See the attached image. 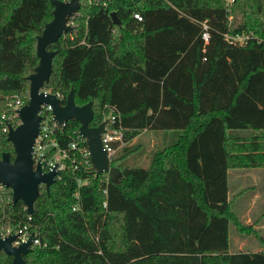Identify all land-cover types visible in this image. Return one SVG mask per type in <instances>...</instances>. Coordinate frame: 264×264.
Masks as SVG:
<instances>
[{
  "label": "trees",
  "instance_id": "16d2710c",
  "mask_svg": "<svg viewBox=\"0 0 264 264\" xmlns=\"http://www.w3.org/2000/svg\"><path fill=\"white\" fill-rule=\"evenodd\" d=\"M52 10L49 0H0V118L14 97L28 101L36 37ZM71 20L73 30L47 45L55 54L42 89L65 98L74 88L77 105L92 103L90 125L113 115L126 145L111 161L116 180L67 165L39 187L28 223L46 246H32L27 264H264V250L229 252L230 223L264 238L228 199L229 169L264 168V0L83 1ZM78 127L69 119L52 136L66 147ZM145 129L180 133L148 166L120 163ZM4 151L12 160L0 122ZM10 196L0 189L2 234L27 222ZM11 259L0 252V264Z\"/></svg>",
  "mask_w": 264,
  "mask_h": 264
},
{
  "label": "water",
  "instance_id": "95a60500",
  "mask_svg": "<svg viewBox=\"0 0 264 264\" xmlns=\"http://www.w3.org/2000/svg\"><path fill=\"white\" fill-rule=\"evenodd\" d=\"M49 2L53 6L52 18L45 23L41 33L36 37V54L39 59L34 71L27 76L28 101L18 110L20 123L15 127L9 125L7 130V140L12 144L14 157L11 160L8 151L2 152L0 156V185L11 189L12 202L21 200L27 214L33 212V203L39 193V187L44 186L48 190L56 181V165L49 171H42L40 161L34 164L32 156L34 140L39 132L41 121L39 111L42 104L51 106L53 119L59 124L72 118L79 122L78 132L85 138L96 174L108 172L112 180L120 176L119 168L111 166L102 145L101 134L105 131L107 119H103L96 126L90 125L94 115L91 101L77 105L74 101V88L69 90L64 99L56 97L51 92L42 91L43 83L49 79L55 54L54 50L47 49V45L73 30L68 18L77 13L80 7V0ZM110 17L114 24L121 25L115 11L110 12ZM16 236V233H10L0 237V252L11 255L12 264H27L24 255L32 249V233L24 242L13 245Z\"/></svg>",
  "mask_w": 264,
  "mask_h": 264
},
{
  "label": "built area",
  "instance_id": "2783aa9c",
  "mask_svg": "<svg viewBox=\"0 0 264 264\" xmlns=\"http://www.w3.org/2000/svg\"><path fill=\"white\" fill-rule=\"evenodd\" d=\"M83 1L87 3H105L107 0H80V5ZM78 13V11H77ZM75 13V14H77ZM73 14L68 18V23L72 25L73 23L71 18L75 15ZM133 16L140 20L141 17L138 13H134ZM204 28L206 26L204 25ZM202 37L207 40V32H203ZM245 39L244 35H238L234 37V40L243 42ZM45 93L50 92L48 90H43ZM52 93V92H51ZM56 97L64 99L63 96L59 93H53ZM24 103L18 98L14 97L13 101L8 102V112H4L1 115L0 122L3 124V131L7 132L8 126L12 127L17 126L20 123L18 117V110ZM41 115V121L39 124V132L35 137L32 156L34 159V164L39 160L41 163L42 171H49L56 165V175L55 179H59V172L64 170L67 165L71 166L73 169H76L79 165L83 166L84 169L92 168L90 154L85 142V138L79 134L78 129L72 130V139L68 142L66 147H61L58 144V141L52 136L55 130L61 129L65 123L59 124L53 119L51 106L49 104H42L39 111ZM114 116L109 115L107 117V123L105 125V131L101 134V140L103 148L107 153V157L111 162L119 152V150L126 145V141L123 138L122 128L112 126L114 123ZM94 170V169H93ZM78 185L87 183V180L77 179ZM4 187L0 185V189ZM75 197H78V191L75 192ZM12 196L8 198L11 200ZM105 205V202H104ZM31 219L30 214H28L27 222L18 226L16 230L7 228L5 233H0V237H4L10 233H16L17 236L15 241L12 242L13 245H17L21 242H24L30 233H32L31 246L39 245L46 246L45 243H41L37 237V233L30 232L28 221Z\"/></svg>",
  "mask_w": 264,
  "mask_h": 264
},
{
  "label": "rangeland",
  "instance_id": "374dc122",
  "mask_svg": "<svg viewBox=\"0 0 264 264\" xmlns=\"http://www.w3.org/2000/svg\"><path fill=\"white\" fill-rule=\"evenodd\" d=\"M227 4H231L233 0H226ZM253 130H230V134L233 135H248ZM180 130H157V129H145L136 136V140H132V150L128 152L126 158H123L120 163H124L127 166L146 167L149 164L151 155L165 146L173 143L176 140ZM121 149L117 156H119ZM115 167V166H114ZM108 174V172H107ZM109 176V174H108ZM110 177V176H109ZM252 185L255 188L252 189ZM235 188L237 190H235ZM260 192L261 196L256 198L254 203L253 212L249 215L252 225L257 222L258 219L264 221L262 218V212L264 211V168L252 167V168H231L228 170V199L230 201L231 210L236 213L240 219L245 209L246 202L254 193ZM241 190H243L241 192ZM259 230L260 235L264 237V233ZM241 237L242 235L236 232L229 224V244L231 249L233 248L234 236ZM261 236V237H262ZM249 239L247 247L245 249H257L262 248L264 245L258 241V239L252 234L246 236Z\"/></svg>",
  "mask_w": 264,
  "mask_h": 264
},
{
  "label": "crops",
  "instance_id": "0c3cea01",
  "mask_svg": "<svg viewBox=\"0 0 264 264\" xmlns=\"http://www.w3.org/2000/svg\"><path fill=\"white\" fill-rule=\"evenodd\" d=\"M134 139L136 140V137H134L132 140H134ZM132 140L130 142L131 145H132ZM251 187H252V189L255 188L254 185H252ZM235 190H237V189L235 188ZM242 191L243 190H241V192ZM259 196H261V193L260 192L259 193L256 192L255 189H254L253 195L250 197V199L246 202V205L244 206L245 209H244V212H243V215H242V219H240L239 216L237 215L238 218L243 223H245V224H252V221H250L249 215L254 211L253 210L254 203L256 201V198H258ZM262 218H264V215L263 214H262ZM253 227L256 228L258 231L259 230H262L261 232L264 233V221H261V219H258L257 222L253 224ZM236 232H238V231H236ZM238 233H240L242 236L241 237H238L236 235L234 236L233 248L231 249L230 244H229V252H237V251H246V250H248V249H245V247H247V243H248L247 241L249 240V239L246 238V236L249 235V233L248 234L247 233H242V232H238ZM259 235H260V233H259ZM262 243L264 245V241ZM257 250H263V249L262 248H257L255 250L254 249H251L249 251H257Z\"/></svg>",
  "mask_w": 264,
  "mask_h": 264
}]
</instances>
